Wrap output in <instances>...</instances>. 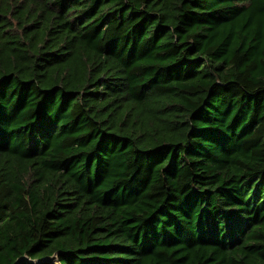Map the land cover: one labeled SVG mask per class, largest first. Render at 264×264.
Instances as JSON below:
<instances>
[{"label": "trees", "instance_id": "obj_1", "mask_svg": "<svg viewBox=\"0 0 264 264\" xmlns=\"http://www.w3.org/2000/svg\"><path fill=\"white\" fill-rule=\"evenodd\" d=\"M0 264H264V0H0Z\"/></svg>", "mask_w": 264, "mask_h": 264}, {"label": "water", "instance_id": "obj_2", "mask_svg": "<svg viewBox=\"0 0 264 264\" xmlns=\"http://www.w3.org/2000/svg\"><path fill=\"white\" fill-rule=\"evenodd\" d=\"M51 261H55V258H52Z\"/></svg>", "mask_w": 264, "mask_h": 264}]
</instances>
